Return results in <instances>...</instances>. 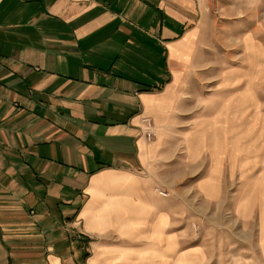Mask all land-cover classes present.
I'll use <instances>...</instances> for the list:
<instances>
[{
	"label": "crops",
	"instance_id": "0c3cea01",
	"mask_svg": "<svg viewBox=\"0 0 264 264\" xmlns=\"http://www.w3.org/2000/svg\"><path fill=\"white\" fill-rule=\"evenodd\" d=\"M202 2L0 0V264H97V239L148 230L173 255L176 199L217 169L181 157L176 111Z\"/></svg>",
	"mask_w": 264,
	"mask_h": 264
},
{
	"label": "rangeland",
	"instance_id": "374dc122",
	"mask_svg": "<svg viewBox=\"0 0 264 264\" xmlns=\"http://www.w3.org/2000/svg\"><path fill=\"white\" fill-rule=\"evenodd\" d=\"M201 9L176 108L190 131L181 137L193 145L180 154L193 155L197 170L217 169L195 196L176 199L180 244L167 245L173 255L156 245L155 231L148 230L147 245H127L128 235L118 233L97 239V264H264V0H203ZM138 129L145 141L155 138L146 139L140 122ZM154 190L157 198L171 196Z\"/></svg>",
	"mask_w": 264,
	"mask_h": 264
},
{
	"label": "built area",
	"instance_id": "2783aa9c",
	"mask_svg": "<svg viewBox=\"0 0 264 264\" xmlns=\"http://www.w3.org/2000/svg\"><path fill=\"white\" fill-rule=\"evenodd\" d=\"M140 127L146 139L151 140V137L154 135L153 123L151 122V120L147 117L140 119ZM160 195L164 196L163 193H160Z\"/></svg>",
	"mask_w": 264,
	"mask_h": 264
},
{
	"label": "bare ground",
	"instance_id": "6f19581e",
	"mask_svg": "<svg viewBox=\"0 0 264 264\" xmlns=\"http://www.w3.org/2000/svg\"><path fill=\"white\" fill-rule=\"evenodd\" d=\"M142 118H144V117H142ZM142 118H141V119H142ZM147 118H148V117H147ZM153 132H154V129H153Z\"/></svg>",
	"mask_w": 264,
	"mask_h": 264
}]
</instances>
